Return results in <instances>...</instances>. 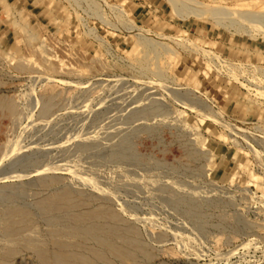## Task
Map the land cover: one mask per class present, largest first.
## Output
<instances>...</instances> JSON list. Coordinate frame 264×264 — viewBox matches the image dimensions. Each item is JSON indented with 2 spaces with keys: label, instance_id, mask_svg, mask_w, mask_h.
<instances>
[{
  "label": "rangeland",
  "instance_id": "374dc122",
  "mask_svg": "<svg viewBox=\"0 0 264 264\" xmlns=\"http://www.w3.org/2000/svg\"><path fill=\"white\" fill-rule=\"evenodd\" d=\"M198 1L221 11H241L239 16L222 15L218 24L213 18L176 14L168 0H22L12 5L22 14H15L19 28L13 31L12 19L1 18L0 9V96L16 99L20 108L11 115L0 110V165L5 173L22 171L18 182L12 181L13 190L22 191L21 181L30 183L31 164L39 158L50 155L56 162L69 164L68 156L77 153L73 141L99 137L97 141L93 138L94 148L86 153L93 159L83 165L84 175L80 174L86 181L97 176L100 188L115 192L116 202L125 208L121 214L126 224L155 250L156 257L146 264H264V0ZM109 4L116 9L106 8ZM120 9L124 10L122 18ZM257 12H263L255 15L257 19L243 15ZM128 20L167 37L163 44L156 38L155 48L143 50L138 45L129 54L135 36L119 28ZM92 27L108 46L88 35L87 29ZM190 40L204 53L188 46ZM23 56L42 76L14 69ZM43 73L52 79L45 81ZM30 87L35 88L39 106L43 95L46 98L56 92L49 112L42 114L35 107V98L28 99ZM171 89L188 93L189 105L169 96ZM152 99L160 105L159 112L132 118ZM201 101L206 111L217 114L230 127L191 111L192 107L199 109ZM231 133L237 134L234 137L244 152L228 142L226 135ZM195 138L198 147L222 155L207 163L212 170L206 176L197 170L203 159L188 164L182 159ZM14 140L19 144L22 140V149L8 156ZM102 140H107L105 145ZM115 148L126 150L134 159L114 165L100 158ZM60 158L63 160L58 161ZM62 177L61 184L70 180L66 172ZM9 179L11 182V175ZM77 181L79 186L85 184ZM10 191L0 192V202L31 199L30 192ZM188 196L198 199L197 208L176 205L178 199ZM215 196L224 199L223 205L200 201ZM43 221L44 227L47 222ZM18 263L35 264V259L12 262Z\"/></svg>",
  "mask_w": 264,
  "mask_h": 264
},
{
  "label": "bare ground",
  "instance_id": "6f19581e",
  "mask_svg": "<svg viewBox=\"0 0 264 264\" xmlns=\"http://www.w3.org/2000/svg\"><path fill=\"white\" fill-rule=\"evenodd\" d=\"M168 1L172 5V8L174 9L176 14H179L178 12H182V13L186 12L187 15H185L184 17L192 15L194 17H197V18L203 19V20L207 19V18H213L214 21H216L217 23L219 22V20H221L220 18L222 15L224 16V14H225L227 16H232V15L236 14L237 16H239V14H240L239 12L241 11L240 9H239L240 11H238V10L235 11V10H232L231 8H230L231 10L225 9V10L221 11L220 8H218L219 10L215 9L214 7H211V6H209L203 2H200L198 0H168ZM106 8H111V10H112V8L116 9V5L109 4ZM236 8L238 9V6ZM123 12H124L123 9L119 10L120 17L122 16L121 14ZM258 13H261V15H262L263 12L249 13V14L243 13V15L246 18L248 15L255 18V17H257L255 15H257ZM124 18H125V16H124ZM101 19H103V18H101ZM255 19H257V18H255ZM104 21H106V19ZM111 26L116 27V24L112 23ZM120 26L121 27H119V28H123V29H125L124 31L131 33L132 35L135 36V43L131 47L129 54H132L136 50V47L138 45H143L145 47L143 50H145L146 48H151V49L155 48V45L158 43L156 38L160 39V40L162 39V41H161V43H162L163 40H165V38L167 37V36L163 37L162 34H158L156 32L151 33L150 30L144 29L142 27L135 25L132 22V20H128L127 22H125L124 26H122V25H120ZM87 31H88V35L91 34L92 37L94 38V40L97 41L100 45L108 44V42H106V40H104V38H102V36L95 34V29H93V27L90 29H87ZM174 38H176V37H174ZM180 39H181V37L179 38V40ZM187 43H188V46H191L193 49H195L197 51H202V53H204L203 48H201V46L194 44L191 40L187 41ZM106 46H108V45H106ZM105 49H106V47H105ZM210 53H212V52H210ZM25 61L26 62H24V56L20 57L17 60V62H15V65H13L14 69L21 70V71H23V73L27 70V72L29 74H31V73L37 74L38 71L33 69L32 65L30 63L31 61L29 62L26 58H25ZM40 67H42V66H40ZM59 68H56V69L58 70ZM24 75H26V73ZM37 75L42 76L40 74H37ZM31 76L34 77V80H35V76L34 75H31ZM43 77H44L45 81H47V82L52 79L51 77L47 76L46 74H44ZM42 80L43 79L41 78V81ZM151 81H153V79ZM37 83H38V81H37ZM155 83H157V82H155ZM35 84H36V82L34 83V85ZM161 84H164V83H161ZM41 85H42V83H41ZM30 86H32V85H30ZM156 87H158V86H156ZM43 88H44V85H43ZM149 88H150V86H149ZM34 89L35 88L30 87V89H28L29 91L26 92V95H27L28 99H30V100H31V98L33 100V98L36 97V95H34L35 94ZM164 89L166 90V88H164ZM167 93H168V95L170 94L169 96H172L173 98L182 99L185 102L187 100L190 101L188 99V93H186L187 95L185 93L181 94L180 92H178L175 89L174 90H172V89L168 90ZM55 95H57L56 92L53 94H50L48 97L46 96V98L43 95V97L41 99L42 101L40 102L41 103L40 106H39L38 101H36V98H35L34 99L36 102L35 107L39 106L38 110L42 114L49 112L50 109L55 104L53 97H52ZM23 96H25V93L21 96L20 103H23V100H22ZM40 98H41V96H40ZM173 98H172V100H174ZM15 100L12 97L0 96V110L8 113L10 115L14 114L15 112H17V110L19 108V104ZM194 102H195V100H194ZM27 103H28V101H27ZM161 103L162 102H160V104ZM197 103H199V102H197ZM29 105H30V103H29ZM199 105H200L199 109H197L196 107H192V109L190 108L191 111L195 112V114L197 116H199L203 119L205 118L206 120H211V121L219 124L220 126L221 125L223 127L225 126L227 129H228V127H230L228 125L229 123L226 124L228 126L227 127L226 125H224L223 122H221V120H218L216 117L217 114L210 112V110L206 111L207 108H206V106L203 107L204 103L202 101H201V103H199ZM21 108H22V106H21ZM160 110H161L160 105H158L157 102L152 99L150 101V103L148 102V104L143 106L142 109L134 112L132 118H135L139 115H144V114L145 115L154 114L155 112L157 113ZM19 117H18V119H19ZM16 120H17V118H16ZM229 130H231V132L234 131V130L232 131L231 128H229ZM231 134L232 135L229 134V136L225 134L226 138L228 139V142H230L232 147L235 146L240 152H244V150L240 147V142H238V140L234 137L235 136L234 134H236V133H231ZM198 135H201V134H198ZM96 136H98V134ZM91 137H93V136H91ZM93 138H91V140L89 138V141H85V139L84 140L79 139L78 141L75 140L76 142L73 141L74 143L72 146H74L73 149L75 152L73 151V149H69L70 147H68L67 145L64 144V142H62L65 145V148L67 146L69 151H72L71 153L77 152L75 155L68 156V159H66V161H69V164L68 163L67 164L61 163L60 160L67 158V157H65L66 154H65V156H62L63 155L62 153H60V154H62L60 157H62L63 159L62 158L58 159V161H60V163L56 162L57 161L56 157H50V155L48 153L47 154L49 156L46 159H40L38 157L39 158L38 161H36V162L34 161L35 162L34 164L30 163L32 165V166L31 165L30 166L34 167L33 172H31V173H33V175H32L33 178L31 176L32 179L31 180L28 179V180H30L29 184H26L27 182L24 184V183H22L21 180H19V183L21 181L20 185L22 187V191H20V189L15 188L16 190H18L17 192H22L23 194L26 192H30L31 199L29 200V202L24 203V201H23L20 203V202H18V200H15V198L14 199L11 198V200L9 199V201L0 202V264H12L14 259L16 260V258H18L19 261H21L25 257L34 258L35 264H114V263L116 264V262H117V264H146L147 261H149L153 257H156L155 252H154L155 250H153V248L148 247L146 244H144V242H142V240L138 236L139 233L137 232L138 233L137 234L135 232V229H133V227L126 224L127 220L124 219L122 214H121V211L123 210L122 212H124L125 208L122 204H118L119 200H117V202H116V198H114L115 195H112L115 192L108 190L109 188L108 189L100 188V186L102 187V184L100 185L101 179L98 178L97 176L95 179L92 178V179L87 180V181L84 178H82L83 177L82 175H84V173H83L84 170L82 168L83 165L85 163L88 164L89 161H91V159H93L91 155L88 156V154L86 155V153H88L92 148H94V143H95V141H97V138H99V137L94 138V139H96L95 141H92ZM104 139H109V138H104ZM100 140L101 139H99V141ZM197 140L199 141V139L195 138V139H192L190 141V143L191 142L193 143V146L189 149L188 148L186 149L184 157H182V159L184 161H186V164H188V162L192 161V160L203 159V161H204L203 164H201V166H199V168L197 167L198 168L197 170H200L199 172L202 173L204 176H206L212 170L211 167H209V165L211 163H213L214 159L221 158L220 156H222V155L215 156L213 153H211V151L209 149H206V148L203 149V148H200V146L198 147L197 146ZM103 141L104 140H102V143H103ZM106 141H104V142H106ZM19 142H20V144L17 143L16 140H14L10 144V146L8 147V150L6 152V154L8 156L15 155L17 152H19L22 149V146H21L22 140ZM129 142H131V141H129ZM6 143H8V142H6ZM120 144H118V145H120ZM123 144H125V143H123ZM129 144H127V145H129ZM104 145H102V147ZM51 147L53 148V146H51ZM62 147L63 146H61V149H62ZM246 147H247V144H246ZM3 148H5V147H3ZM24 148H25V146H24ZM247 148H249V147H247ZM41 150H43V148ZM63 151H65V150H63ZM59 152H62V151L59 149ZM49 153H51V152H49ZM54 153H55V151H54ZM56 153H58V152L56 151ZM229 154H230V152H229ZM45 156H47V155H45ZM55 156H56V154H55ZM82 156H83V158H82ZM258 156L259 155H257V157ZM95 157H96V155H95ZM38 158H36V159H38ZM100 158H102V160L105 159L109 163L117 165L120 162L126 163V162L131 161V159H134V156H132V154H128L127 151L124 149L117 150L115 148L114 150L111 149L110 153L107 154L105 156V158H104V156H101ZM53 160L56 163H52ZM9 162H11V161H9ZM208 162H210V163H208ZM91 163L92 162H90V164ZM243 164H245V163L243 162ZM92 165H94V164H92ZM30 166L28 165V167H30ZM98 167H102V166H98ZM24 169H23V172H24ZM4 170H5V167L0 165V174L2 173V171L4 173L7 172V170L6 171H4ZM25 170H29V169H27V167H26ZM62 172H66L70 175V177H69L70 180L65 184L64 183L61 184V181L63 180ZM4 173H2L0 175V182H1L0 183V192L5 193L8 189H10L11 191H14L15 190V189L13 190V188H14L13 183L14 182H12V181L16 180V179L18 180L17 177L20 176L19 174H21L22 171H21V173L20 172L19 173H16V172L12 173L9 171H8V173H5V174ZM202 174H201V176H202ZM10 175L12 176V179H11V182H8V181H10V179H9ZM91 175L92 174H90V176ZM8 176H9V178H8L9 180L7 179ZM28 176H30V175H28ZM25 177H27V176H25ZM84 177H87V176H84ZM28 180L25 179L23 181H28ZM75 180H78L79 182H85V184H84L85 186L83 185L84 186L83 187V186H79V184L77 185L74 182ZM103 181H105V180H103ZM109 183H110V181H109ZM18 185H15V187ZM88 185H89V187H88ZM112 192H114V193H112ZM30 194H29V196H30ZM25 196H26V194H25ZM192 199L190 200L189 196H188V198L187 197L186 198H180V199H178L176 205H183L188 210H191L193 208H197L199 206L198 205L199 203L197 201L198 199L197 200H195V199L192 200ZM174 200L175 199H173V201ZM205 200L206 201L208 200V204L221 205L222 201L224 199L221 200V198H217V196H215V197L204 198V200L201 199L200 201L205 202ZM124 202H126V201H124ZM174 204H175V202H174ZM124 205H126V204H124ZM31 206H33V207H31ZM129 207H131V206L129 205ZM188 212H190V211H188ZM132 216H131V218H133ZM43 219H44V221H43ZM42 221L47 222V224L45 222L46 225H44V227L41 224ZM176 228H177V226H176ZM245 228H247V227H245ZM233 234H234V232H233ZM159 238H161V237H159ZM163 252H167V248H164Z\"/></svg>",
  "mask_w": 264,
  "mask_h": 264
},
{
  "label": "crops",
  "instance_id": "0c3cea01",
  "mask_svg": "<svg viewBox=\"0 0 264 264\" xmlns=\"http://www.w3.org/2000/svg\"><path fill=\"white\" fill-rule=\"evenodd\" d=\"M19 3L22 2V0H15V1H11L10 3L7 0H0V9L2 12L1 18L4 17L5 18H14L15 14L17 16H22V14H20L17 10L15 11L14 8L12 7L13 4L15 3ZM12 23V28L10 30H16V27L19 28V23L17 22V20L14 18L12 20H10Z\"/></svg>",
  "mask_w": 264,
  "mask_h": 264
}]
</instances>
